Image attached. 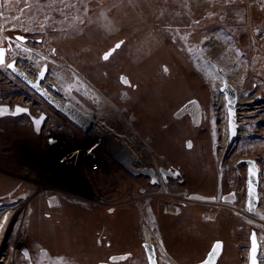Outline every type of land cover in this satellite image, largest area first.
Here are the masks:
<instances>
[{
    "label": "rangeland",
    "instance_id": "obj_1",
    "mask_svg": "<svg viewBox=\"0 0 264 264\" xmlns=\"http://www.w3.org/2000/svg\"><path fill=\"white\" fill-rule=\"evenodd\" d=\"M1 30L28 38L26 48L16 45L13 53L20 67L38 70L47 63L45 57H51L49 81L87 113L97 108L95 99L61 64L75 66L127 117H136L135 126L155 150L142 148L136 157L151 166L160 164V157L166 155L165 166L182 173L165 187L149 184L144 176L127 173L102 150V166L90 171L84 168L85 161L80 162L81 156L72 164L61 162L57 155L64 150L52 154L60 149L48 145L43 133L34 132L28 117L12 121L13 126L0 134V201H13L31 193L32 187L37 191L34 185L49 186L37 191L25 209V236L34 264H99L124 253L133 256L120 264H147L143 247L147 241L162 244L181 264L203 261L214 243L222 241L224 251L218 264L250 263L252 231L264 238V111L259 116L255 113V121L246 123L249 132L227 150L225 95L216 88L218 73H211L204 60L218 62L208 55L203 42L211 38L227 48L243 72L240 92L247 98H264V0H0ZM120 41L123 46L105 60L104 55ZM5 73L0 67V81ZM123 75L139 89L124 84ZM180 78L182 84L174 81ZM13 81L18 84L11 88L1 81L0 101L6 93L29 96L23 82ZM191 95L209 104L206 121L198 127L187 123L172 130L176 123L182 124L175 112ZM108 120L120 132L126 127L124 121ZM70 123L72 131L80 134L82 129ZM165 124H172L171 130ZM119 136L123 147L128 138ZM186 141H192L191 148ZM90 143L93 149L100 148L91 139ZM97 154L93 150L79 155ZM243 158L256 159L260 166L258 217L246 212L248 169L238 164ZM222 187L236 189V201L219 205L186 199L192 193L214 196ZM16 189L15 197L2 199ZM148 228L153 235L147 234ZM157 247L160 264H169ZM11 256L12 264H25L22 250ZM260 259L264 260L262 252Z\"/></svg>",
    "mask_w": 264,
    "mask_h": 264
},
{
    "label": "water",
    "instance_id": "obj_2",
    "mask_svg": "<svg viewBox=\"0 0 264 264\" xmlns=\"http://www.w3.org/2000/svg\"><path fill=\"white\" fill-rule=\"evenodd\" d=\"M20 37V36H18ZM24 42L27 41L26 38L22 37ZM0 48L4 49V58L3 63H0V67L7 65V69L17 77L21 82H23L28 88H30L33 92L51 104L58 112L62 113L65 117H67L71 122L76 124L78 127L82 128V130L86 133V135L93 140L95 144L102 147L114 160L119 162L129 173H131L134 177L140 178L143 175L150 176L152 179V184H160L161 182L167 183L170 178L178 179L182 177V173L179 169L160 167L159 173L158 170L154 167H141L138 168L134 165L133 158L131 156V152L129 149H126V143L122 142L124 148L121 147L120 143H118L113 135L108 133H100L98 130L102 129L96 123L94 117L84 112L80 107L74 102L65 99L62 100L57 94L60 92L59 87L55 86L52 93L47 88H45L42 83L46 79L49 66L45 64L42 67L40 75L37 80L32 79L26 71L20 67L16 60H11L12 57H8L7 53L9 48L6 46L0 45ZM111 55L114 53V50L109 51ZM108 52V53H109ZM109 55L108 59L111 57ZM105 56V55H104ZM9 64L14 65V67H8ZM123 83L126 85H130V81L126 75L122 76ZM124 81H127L125 83ZM221 92L225 95L226 106L228 110V126H229V135L227 139L226 148L230 150V148L234 145V143L239 138L240 134V123L238 118L239 111V91L236 86L232 85L228 80H224L221 88ZM253 95L254 92H251ZM264 102V98L261 96H257L254 100V103ZM196 105L197 102H196ZM17 109H22V111H17ZM198 115L200 114V109L197 106ZM28 117L34 126L35 132L37 134L42 133V128L47 118L46 114L41 115L40 117L34 116L30 109L23 107L21 105H16L12 107L8 104H0V119L7 117ZM131 122L134 123L136 121V117L134 115L130 116ZM36 121H40L39 124ZM191 146V145H189ZM141 162V161H140ZM240 166L244 165L248 169V180H247V211L251 216H255L258 212V209L261 204V196H260V188H261V170L258 164V161L253 158H243L238 161ZM159 175L162 178H159ZM188 201H194L199 203H218V197L216 196H208L201 193H192L186 197ZM231 199H233L231 197ZM231 199L224 201H230ZM233 201V200H232ZM2 203L0 202V205ZM259 233L257 230H253L251 233V248H250V263L249 264H261L260 259V241H259ZM254 238V239H253ZM219 243L221 248L217 252L215 257H212L210 253L213 250L214 245ZM212 249L208 253L207 257L197 263V264H218L220 257L224 251V243L222 241H216L214 243ZM144 247L146 249L148 260L150 264H159L158 262V254H157V246L149 241L144 243ZM29 253L26 252L25 255ZM127 255H116L112 258V262L118 263L122 260L127 259ZM111 262H100L99 264H114ZM27 264V263H26ZM31 264V262L29 263Z\"/></svg>",
    "mask_w": 264,
    "mask_h": 264
},
{
    "label": "bare ground",
    "instance_id": "obj_3",
    "mask_svg": "<svg viewBox=\"0 0 264 264\" xmlns=\"http://www.w3.org/2000/svg\"><path fill=\"white\" fill-rule=\"evenodd\" d=\"M217 43L218 42L213 41L211 38L203 42V44L206 47L205 50L208 52V55H210L214 59V61H216L217 59L216 62L218 63L211 64L208 61V58L207 60H204V61H207L206 64L208 63L207 67L211 70L210 71L211 73L213 74L218 73L219 81L216 84L217 89L221 88L225 79L228 80L232 85L238 87L239 110L240 109L244 110L243 112L238 113V118H239V123H240V134L239 135H246L249 132V128L246 126L247 125L246 123L254 122L255 120H252V119H253V116H257V114L255 115V113H258V116H259V113L261 111H264V102L255 104L254 103L255 99L247 98L246 94H243L242 92H240L241 90L239 89V86L243 80V76H242L243 72L239 68V63L237 62V58L231 55L230 51H228L227 48L221 45H217ZM205 57H207V55ZM216 64H218L220 68H217L218 66L216 67ZM61 65H63L66 69L73 72L75 77L77 78L76 84H81L83 85L84 88L86 87V89H88L87 95L95 99V102L97 103V108L95 110H92V109L88 110L89 112L87 113L91 114L94 117L96 123L100 126V128H102L100 129V133L109 132L111 135L115 137L118 143H120L121 141L118 139L117 136L123 134L125 138H128V140L124 141L123 143H126V147H127L126 149H129V151L131 152L134 165L138 168L154 167L158 170V173H159L160 168L158 167L156 162L152 164L151 166H148L144 163V161L140 157H136V155H140L142 148L151 153H155L154 147L152 146L150 139L148 138L146 139L144 136H142V134L139 132L135 124L131 122V119L125 115L124 111L121 110L118 107V105H116L112 101V99L108 95H106L97 85H95L91 80L85 77L75 66L71 64H61ZM202 65H205V64H202ZM224 70L226 71V73L224 72ZM223 73H225V77H221ZM242 105H245V106L242 107ZM108 117L118 119V121H124L126 123L125 129L122 132H120V130L117 128V124L111 123L108 120ZM122 148H124V146ZM96 150L98 151L102 150L107 155H109L102 147ZM60 151L61 150L53 152L52 154L60 153ZM78 152H80L79 149L72 151L71 153H68L67 156H65V153H62V154L57 155V157L62 158L60 160L61 162L63 161V162H68L72 164V161L78 160L77 158ZM56 158L54 161H56ZM81 160L93 161L92 158H87V156L85 157V155H82L80 157V162ZM114 161L126 171V169L119 162H117L116 160ZM86 171L87 170H84V172ZM126 172L129 173L128 171ZM143 176H147V175H143ZM159 178L162 180L160 175H159ZM48 187L49 186L45 187L43 185L42 186L34 185V189H36L38 192H43ZM32 189H30L31 193L19 195L13 201L12 200L0 201L2 203L0 205V264H12L13 260L12 262L11 261L9 262V259H11L13 256V255L11 256V254L12 252H17L18 250H22L24 254H26V252L29 253L28 255H25V264L26 263L29 264L30 262L31 264H34L32 261L33 260L32 254L30 253L27 247L28 242H27V236H25V227H24L26 218H27V212L25 211V209L26 207H28L31 201L30 199H32L33 195L35 196L37 193V191L32 190ZM67 190H71V189H67ZM78 191H79V194H83L82 190H78ZM85 192L86 190L84 189V193ZM67 194L70 195L69 197L71 198H73L74 196L72 193L69 194V192L66 191V195ZM183 199L185 198L183 197ZM246 212L248 213L247 209H246ZM259 215H260V208L258 209L257 214L253 217H258ZM148 229L149 231L146 229L147 234L149 233V236L153 235L151 228H148ZM259 241H260V246H262V250L260 252H262V255H263L264 254V238L260 236ZM160 251L162 253V259L168 262L169 264H181L173 256L168 254V252H166L162 246H161ZM261 264H264L263 259L261 260Z\"/></svg>",
    "mask_w": 264,
    "mask_h": 264
},
{
    "label": "built area",
    "instance_id": "obj_4",
    "mask_svg": "<svg viewBox=\"0 0 264 264\" xmlns=\"http://www.w3.org/2000/svg\"><path fill=\"white\" fill-rule=\"evenodd\" d=\"M0 36L5 42L11 44L12 39L4 30L0 31ZM45 58L48 61L52 60V58L50 57H45ZM25 70L28 73V75L33 79H37L40 73V69L37 70L34 68H28ZM1 81L2 82L5 81L7 85L10 84L5 76H2ZM1 81H0V92H2ZM43 86L49 90H53L55 85L53 81H49V78H47L44 81ZM19 94L20 93L17 92H13V94L6 93L5 97L4 96L2 97L1 99L2 101H0V103L8 104L12 107L16 105H21L23 107L30 109L31 113L36 117H40L41 115L46 114L47 118L42 129V133H43L42 135L47 139L46 141L48 142V145H56L55 147H58L60 150L63 149L64 151L61 152L65 153V156H67L68 153H71L72 151L78 149L80 150V152H78V156H82L79 154L81 152L83 154V151H85V153L86 152L91 153L93 150H96L95 148L93 149L94 146L92 143H90V139L87 138L84 133H82L83 131L81 130L80 134L74 133L72 131L73 130L72 127L74 126L70 123L71 121L68 120L63 114L58 112L51 104L43 100L38 95L32 96L29 94V96H27L24 94L23 95H19ZM59 96L61 99L64 98L68 99L65 93H62ZM72 146H76V147L73 148L71 152L67 151L69 147ZM88 150H92V151H88ZM96 152L98 153L96 156L90 155L93 161H88L89 163L87 162V160L85 161V164L87 166L86 167L84 166V168H88L90 171H93L96 169L98 170L102 166V162L100 161L101 154L98 150H96ZM82 162H84V160H82ZM80 200L85 201V198H81Z\"/></svg>",
    "mask_w": 264,
    "mask_h": 264
},
{
    "label": "flooded vegetation",
    "instance_id": "obj_5",
    "mask_svg": "<svg viewBox=\"0 0 264 264\" xmlns=\"http://www.w3.org/2000/svg\"><path fill=\"white\" fill-rule=\"evenodd\" d=\"M20 37H23L22 35H20ZM24 38H26V37H24ZM27 39V41L26 42H28V38H26ZM31 40H34V39H31ZM20 41H23V40H20ZM24 42V41H23ZM4 44H2L3 46H6V47H8L9 48V51H8V53H7V55H8V57L10 58V57H13V53H14V51H15V45L14 44H8V43H5V42H3ZM117 44H119L120 45V47L119 48H116V46L115 47H113V48H111V50H114V53L117 51V50H119L122 46H123V44H124V42L123 41H120V42H118ZM116 44V45H117ZM110 50V51H111ZM113 53V54H114ZM112 54V55H113ZM111 55V56H112ZM11 60H16V58L14 57V58H11ZM186 61H188V60H186ZM16 62H17V64H18V61L16 60ZM50 63V62H49ZM49 63L47 64L48 66H49ZM188 63V62H187ZM4 68H5V71H7V73H5L4 74V76L5 77H7V79H8V81H9V87L11 88V87H14V79H17V78H15V76L7 69V65H4L3 66ZM196 71V70H195ZM49 72H50V67H49V70H48V74H47V76L49 77ZM197 72V71H196ZM9 73H11L12 75L10 76L9 75ZM164 73H165V76L166 77H169V76H167V75H169L170 74V70H169V68L167 67V66H165L164 67ZM128 79H129V81H130V87L132 86V88L134 89V90H138L139 89V85L136 83H134V82H132L131 81V79L128 77ZM121 80H122V78H121ZM152 81V80H151ZM175 82L177 81V82H179V84H182V81H181V78L178 80H174ZM17 84H18V82H16ZM15 83V84H16ZM188 83V82H187ZM206 84H207V82H205ZM25 88H26V90H27V92H28V94H30V95H32V93L30 92V91H28V88L26 87V86H24ZM192 87V86H191ZM6 88V87H5ZM3 91H4V89H3ZM8 91V90H7ZM7 91H4V92H7ZM192 91H194V90H192ZM8 92H10V91H8ZM123 94L124 95H127L128 96V92L127 91H124L123 92ZM32 96H34V95H32ZM186 97H187V95H186ZM124 98V97H123ZM196 102H197V104L198 105H196ZM169 103H170V101H169ZM197 106H198V108L200 109V114L198 115V112H197ZM208 106H209V104H205V102L202 100V99H200L199 97H196V96H190L189 98H187L186 100L184 99V101H183V103H182V105L180 106V108L175 112V114H174V116L176 117V119H177V121L178 122H182V124L180 125V124H178V123H176V125L172 128V124H165L164 125V128L165 129H168V130H171V128H172V130L173 129H177V128H180V127H182V125L183 124H185L186 126H187V123H191L192 125H195L196 127H198V126H200L203 122H205L206 121V119H207V117H206V114H205V108H208ZM167 108H168V106L166 105V107H165V110H167ZM6 119H8V120H10L9 122H7V123H3V122H1V120H6ZM18 119H20V117H7V118H2V119H0V134H1V136L2 135H4L5 134V131H8L9 129H10V125H12L13 126V123H12V121L13 122H20V121H17ZM29 119V118H28ZM27 119V120H28ZM29 121H30V123H29ZM29 121H27V123L32 127V129L34 130V132H35V129H34V126H33V123H32V121L29 119ZM171 127V128H170ZM182 132V131H181ZM180 133V132H179ZM167 134V133H166ZM187 142V145H188V147L189 148H191L192 147V145H193V143H192V141H186ZM189 145H191V146H189ZM161 159H160V161H159V163L160 164H158L157 163V165L158 166H160V167H167V168H176V167H173V166H165V164H164V162H165V160H166V158H167V156L166 155H162L161 157H160ZM151 165V164H150ZM176 169H179V168H176ZM144 178H146V179H148V182H149V184H152V179L150 178V176H144ZM126 179H127V177H126ZM172 179H175V178H170L169 179V181L167 182V183H163V186L165 187V185L167 184H169V182L172 180ZM180 179V178H179ZM156 185H160V184H156ZM138 186V185H137ZM143 191H144V194L145 193H147V191H148V188H145V189H142ZM17 192H19V190L18 189H16L15 191H11L10 192V194L9 195H6V196H4V198H2L3 200L4 199H6L7 197L8 198H13V197H15L16 195V193ZM134 194V193H133ZM202 194H204V193H202ZM149 195V194H148ZM204 195H206V194H204ZM209 196V195H208ZM214 196H216V197H218V203L217 204H222V203H224V204H227V203H231V202H234V201H236V199H237V190L236 189H231V190H225L224 189V187H222V188H220L219 189V191H217V193L214 195ZM18 196H16L15 198H17ZM231 197L233 198V199H231ZM1 199V198H0ZM224 199L225 200H228V199H231L230 201H224ZM233 200V201H232ZM2 201V200H1ZM220 202H222V203H220ZM223 204V205H224ZM154 237H156V235L154 236ZM158 239V238H157ZM159 245V247H160V250H161V246H162V244H158L157 243V246ZM143 247H144V243H143ZM163 247V246H162ZM144 250H145V254H146V261H147V264H150L149 263V260H148V255H147V252H146V249L144 248ZM124 254H126L127 256H128V258L127 259H125V260H128V259H130L132 256H133V254L132 253H124ZM157 254H158V262H159V264H160V255H159V250H158V247H157ZM162 254V253H161ZM116 255H122V254H115V255H111V256H109V259H107V260H105V261H103V262H111V263H114V262H112V258L114 257V256H116ZM221 258V257H220ZM125 260H122V261H120V262H118V263H114V264H120L121 262H123V261H125ZM220 260V259H219Z\"/></svg>",
    "mask_w": 264,
    "mask_h": 264
},
{
    "label": "snow or ice",
    "instance_id": "obj_6",
    "mask_svg": "<svg viewBox=\"0 0 264 264\" xmlns=\"http://www.w3.org/2000/svg\"><path fill=\"white\" fill-rule=\"evenodd\" d=\"M16 39H17V40H22V37H17ZM119 47H120V45L117 44V45H116V48H119ZM109 55H111V52L106 53L105 56H104L103 58H104L105 60H107L108 57H109ZM3 58H4V49L0 48V63H3V62H4V61H3ZM8 67H14V65L9 64ZM124 82L127 83V81H124ZM17 111H22V109H17ZM36 123L39 124L40 121H36ZM253 239H254V238H253ZM220 248H221V245H220L219 243H217L216 245H214L213 250H212V252L210 253V255H211L212 257H215L216 254H217V252L219 251Z\"/></svg>",
    "mask_w": 264,
    "mask_h": 264
},
{
    "label": "trees",
    "instance_id": "obj_7",
    "mask_svg": "<svg viewBox=\"0 0 264 264\" xmlns=\"http://www.w3.org/2000/svg\"><path fill=\"white\" fill-rule=\"evenodd\" d=\"M228 186V185H227Z\"/></svg>",
    "mask_w": 264,
    "mask_h": 264
}]
</instances>
